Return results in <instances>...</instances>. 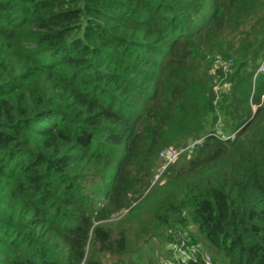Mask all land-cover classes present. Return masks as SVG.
Wrapping results in <instances>:
<instances>
[{
  "label": "trees",
  "instance_id": "obj_1",
  "mask_svg": "<svg viewBox=\"0 0 264 264\" xmlns=\"http://www.w3.org/2000/svg\"><path fill=\"white\" fill-rule=\"evenodd\" d=\"M262 61L264 0H0V264L120 258L102 222L164 179L159 206L221 260L264 264ZM216 128L234 137L150 186L160 150Z\"/></svg>",
  "mask_w": 264,
  "mask_h": 264
},
{
  "label": "rangeland",
  "instance_id": "obj_2",
  "mask_svg": "<svg viewBox=\"0 0 264 264\" xmlns=\"http://www.w3.org/2000/svg\"><path fill=\"white\" fill-rule=\"evenodd\" d=\"M215 82V80H214ZM231 89V88H230ZM230 89L221 87V92L228 93ZM253 90V89H252ZM260 105L264 104V94L262 93L259 98ZM255 110L256 105H253ZM220 125L219 119L216 122ZM223 129L225 126L222 124ZM170 148H177L170 146ZM198 153V152H197ZM191 155L190 157H182L183 159L177 160L174 168L180 167L182 164L187 166L188 162L198 156V154ZM101 165H96L90 175L91 180L93 174L97 175L101 170ZM88 180V181H89ZM165 179L160 183H157L153 188L146 189L142 192V196L139 197V201H134L131 204L133 208L130 210H122L113 213L109 219L104 220L102 223L108 227H111L112 231L122 230L124 231L127 249L126 252L120 256V258L108 256L106 254L96 253V257L102 264H169V244L165 238V231L169 226H173L176 229H182L189 232L197 242L202 244L199 249L210 256L212 264H228L221 260L212 250L206 247L202 238L198 237L194 227L186 222V224H180L177 222L178 218L171 212L165 211L159 206L156 198L161 194V187L164 185ZM88 184V182L86 183ZM85 184V185H86ZM143 197V199H142ZM142 199V202L140 203ZM137 203V204H136ZM157 215L168 216L172 223L162 224L161 220L157 218ZM161 217V218H162ZM89 244V243H88ZM89 253V245L85 249V254Z\"/></svg>",
  "mask_w": 264,
  "mask_h": 264
},
{
  "label": "built area",
  "instance_id": "obj_3",
  "mask_svg": "<svg viewBox=\"0 0 264 264\" xmlns=\"http://www.w3.org/2000/svg\"><path fill=\"white\" fill-rule=\"evenodd\" d=\"M231 62L223 61L220 58H217L216 68L220 69L223 74V77L219 80L218 83L214 86V99L213 104H217L220 99L221 87L230 86L229 82H225L226 76L230 70ZM264 72V61H262L257 67L254 77L258 74ZM235 132L230 134L224 133L221 129H214L212 132L203 135L202 137L193 139L184 146L177 148L166 147L160 150L159 152V163L155 169L151 184L158 182L164 172L167 170L168 166L174 163L182 154H190L193 150H196L199 146H202L205 138L207 136H212L220 140H227L228 138H233ZM167 235L170 237L169 244V264H186L189 262L199 263V264H212V259L209 255L204 254L200 249L199 245L192 243L189 238V234L186 231L180 229H168Z\"/></svg>",
  "mask_w": 264,
  "mask_h": 264
},
{
  "label": "bare ground",
  "instance_id": "obj_4",
  "mask_svg": "<svg viewBox=\"0 0 264 264\" xmlns=\"http://www.w3.org/2000/svg\"><path fill=\"white\" fill-rule=\"evenodd\" d=\"M145 182V181H144ZM203 240V239H202Z\"/></svg>",
  "mask_w": 264,
  "mask_h": 264
}]
</instances>
